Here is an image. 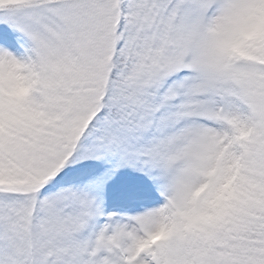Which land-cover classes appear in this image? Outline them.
<instances>
[{
	"label": "snow or ice",
	"instance_id": "6c2138e0",
	"mask_svg": "<svg viewBox=\"0 0 264 264\" xmlns=\"http://www.w3.org/2000/svg\"><path fill=\"white\" fill-rule=\"evenodd\" d=\"M0 264H264V0H0Z\"/></svg>",
	"mask_w": 264,
	"mask_h": 264
}]
</instances>
